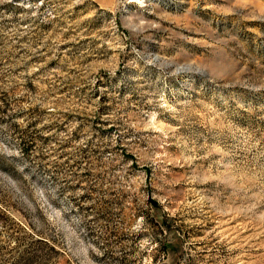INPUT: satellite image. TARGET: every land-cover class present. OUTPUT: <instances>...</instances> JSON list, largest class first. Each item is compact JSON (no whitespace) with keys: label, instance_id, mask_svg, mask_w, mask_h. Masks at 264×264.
<instances>
[{"label":"rangeland","instance_id":"374dc122","mask_svg":"<svg viewBox=\"0 0 264 264\" xmlns=\"http://www.w3.org/2000/svg\"><path fill=\"white\" fill-rule=\"evenodd\" d=\"M0 264H264V0H0Z\"/></svg>","mask_w":264,"mask_h":264}]
</instances>
